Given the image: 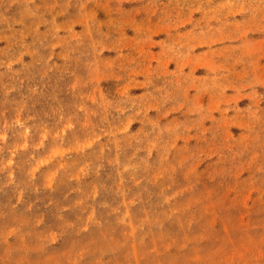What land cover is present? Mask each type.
Segmentation results:
<instances>
[{
    "label": "rangeland",
    "instance_id": "374dc122",
    "mask_svg": "<svg viewBox=\"0 0 264 264\" xmlns=\"http://www.w3.org/2000/svg\"><path fill=\"white\" fill-rule=\"evenodd\" d=\"M0 264H264V0H0Z\"/></svg>",
    "mask_w": 264,
    "mask_h": 264
}]
</instances>
